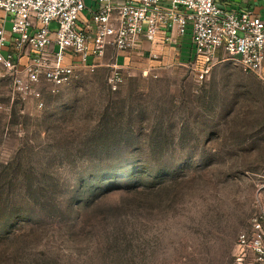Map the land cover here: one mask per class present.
I'll list each match as a JSON object with an SVG mask.
<instances>
[{
	"label": "rangeland",
	"instance_id": "1",
	"mask_svg": "<svg viewBox=\"0 0 264 264\" xmlns=\"http://www.w3.org/2000/svg\"><path fill=\"white\" fill-rule=\"evenodd\" d=\"M153 52L115 91L107 52L42 109L0 77V264H233L264 208V80Z\"/></svg>",
	"mask_w": 264,
	"mask_h": 264
},
{
	"label": "built area",
	"instance_id": "2",
	"mask_svg": "<svg viewBox=\"0 0 264 264\" xmlns=\"http://www.w3.org/2000/svg\"><path fill=\"white\" fill-rule=\"evenodd\" d=\"M91 2L0 0V77L23 102L42 109L44 94L56 95L80 70L94 72L108 50L141 52L145 42L155 58L156 45L177 49L186 37L202 75L233 59L264 80V18L250 11L227 12L215 0ZM110 68L107 84L115 91L123 81L116 54ZM233 264H264V208L237 236Z\"/></svg>",
	"mask_w": 264,
	"mask_h": 264
},
{
	"label": "crops",
	"instance_id": "3",
	"mask_svg": "<svg viewBox=\"0 0 264 264\" xmlns=\"http://www.w3.org/2000/svg\"><path fill=\"white\" fill-rule=\"evenodd\" d=\"M215 2L227 12L250 11L254 15L259 16L261 18H264V0H215ZM91 3H92L91 0H86L87 6H90ZM2 17H3L2 13L0 12V20L2 19ZM6 23H5V29H6ZM144 47H145V49H144ZM184 47L191 48L188 37H186L183 40L182 45H180V51ZM149 48H150V45L148 43L144 42L142 44V51L141 52H132V53L118 52V53H114L113 50H108L107 52L110 51V52L116 54V61L119 60L121 63H123L122 64L123 66L122 67L119 66V67L124 68L126 66L128 67L129 62L133 63L134 61L136 62L139 59L148 58L147 51L149 50ZM154 48L160 51L159 45H156ZM191 54H192V50H191Z\"/></svg>",
	"mask_w": 264,
	"mask_h": 264
},
{
	"label": "trees",
	"instance_id": "4",
	"mask_svg": "<svg viewBox=\"0 0 264 264\" xmlns=\"http://www.w3.org/2000/svg\"><path fill=\"white\" fill-rule=\"evenodd\" d=\"M191 48H189V47H184V48H182L181 49V57L183 58V59H187V60H190L191 59Z\"/></svg>",
	"mask_w": 264,
	"mask_h": 264
}]
</instances>
